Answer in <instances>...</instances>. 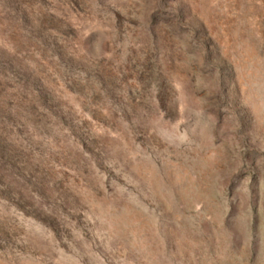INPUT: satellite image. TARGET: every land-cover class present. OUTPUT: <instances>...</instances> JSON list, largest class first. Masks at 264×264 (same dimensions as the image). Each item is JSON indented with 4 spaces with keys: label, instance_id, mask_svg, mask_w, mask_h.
Instances as JSON below:
<instances>
[{
    "label": "rangeland",
    "instance_id": "rangeland-1",
    "mask_svg": "<svg viewBox=\"0 0 264 264\" xmlns=\"http://www.w3.org/2000/svg\"><path fill=\"white\" fill-rule=\"evenodd\" d=\"M0 264H264V0H0Z\"/></svg>",
    "mask_w": 264,
    "mask_h": 264
}]
</instances>
